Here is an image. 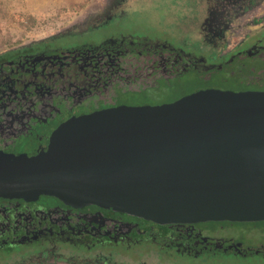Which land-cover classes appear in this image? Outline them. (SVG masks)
<instances>
[{
    "label": "flooded vegetation",
    "instance_id": "1",
    "mask_svg": "<svg viewBox=\"0 0 264 264\" xmlns=\"http://www.w3.org/2000/svg\"><path fill=\"white\" fill-rule=\"evenodd\" d=\"M239 1L206 0L197 30L204 53L174 48L145 33L112 32L88 42H69L73 32L65 34L68 28L0 46V152L36 156L47 151L51 136L65 122L103 110L159 106L205 90L264 92L263 40L246 31L231 44L227 40L234 24L264 27V4L240 6ZM96 10L70 25L103 26L96 24ZM244 57H258L260 67L247 68ZM246 72L253 75L244 78ZM178 74L201 78L206 85L176 96L172 84ZM162 81L170 95L165 102ZM207 224L219 228L208 229ZM242 224L259 222L162 225L96 205L69 206L52 196L0 197V264H172L162 262L161 256L196 260L219 252L264 255L262 245L245 248L220 236Z\"/></svg>",
    "mask_w": 264,
    "mask_h": 264
},
{
    "label": "water",
    "instance_id": "2",
    "mask_svg": "<svg viewBox=\"0 0 264 264\" xmlns=\"http://www.w3.org/2000/svg\"><path fill=\"white\" fill-rule=\"evenodd\" d=\"M40 195L162 225L264 222V92L103 110L65 122L36 156L0 152V197Z\"/></svg>",
    "mask_w": 264,
    "mask_h": 264
},
{
    "label": "rangeland",
    "instance_id": "3",
    "mask_svg": "<svg viewBox=\"0 0 264 264\" xmlns=\"http://www.w3.org/2000/svg\"><path fill=\"white\" fill-rule=\"evenodd\" d=\"M220 1L227 2V0ZM118 3L121 4L119 7ZM239 3L240 6H253L264 4V0H241ZM106 6L110 9L108 12L103 9ZM205 8L206 0H0V46H10L15 41L26 42L39 39L68 28L69 32L65 34L70 35L73 32V35L71 34L66 40L69 42L79 39L88 42L112 32L145 33L150 36L157 35L163 42L174 48H182L195 54L204 53L206 49L201 43L197 30L204 17ZM95 10L98 15L94 17L97 19L96 24L103 26L96 29H77L70 25L76 20L85 19L83 17L86 14L93 13ZM91 22L92 20L88 23ZM77 23L82 22L80 20ZM92 23L95 24V22ZM153 26L160 30L149 32V27L153 28ZM261 26L234 24L227 36L228 44L241 38L240 35L243 36L244 31H246L245 34L253 32L252 34L264 43V27ZM76 33L79 34L78 37L75 36ZM261 54L264 55V51ZM242 62L247 65V68L258 69L261 65L258 57H244ZM220 75V73L215 75L209 84H214ZM248 75L253 74L246 72L244 78ZM187 76V74H178L172 84L174 95L181 96L205 87L206 83L201 78L191 79ZM167 84L162 81V102L170 97L164 91ZM206 228L214 230L219 226L207 224ZM246 231L248 235L245 234ZM220 236L233 238L245 248L257 249L261 245L264 246V222L255 225H235ZM161 258L162 262H172V264H264V255L258 254L240 257L233 253L219 252L209 256L203 255L196 260L175 255H163Z\"/></svg>",
    "mask_w": 264,
    "mask_h": 264
}]
</instances>
